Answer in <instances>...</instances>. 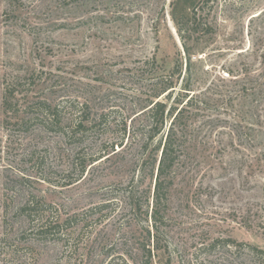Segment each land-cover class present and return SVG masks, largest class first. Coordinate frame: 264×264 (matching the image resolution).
Here are the masks:
<instances>
[{"label": "rangeland", "instance_id": "1", "mask_svg": "<svg viewBox=\"0 0 264 264\" xmlns=\"http://www.w3.org/2000/svg\"><path fill=\"white\" fill-rule=\"evenodd\" d=\"M170 78L192 99L155 236L147 109ZM250 247L264 0H0V264H264Z\"/></svg>", "mask_w": 264, "mask_h": 264}, {"label": "trees", "instance_id": "2", "mask_svg": "<svg viewBox=\"0 0 264 264\" xmlns=\"http://www.w3.org/2000/svg\"><path fill=\"white\" fill-rule=\"evenodd\" d=\"M182 38V36H181ZM180 71L179 66H175L173 72L176 73ZM184 82V78H183ZM174 81L172 78L168 79L167 82L162 87V90L155 98L164 95L165 102L162 101H151L149 103L147 113L149 114L152 126L150 128L149 136L147 142H154L153 147L151 148V153L148 158L149 165L151 168V175L154 178V185L152 188V208L150 214V220L152 226L155 229V236L158 235L157 224L161 223L164 219L165 209L168 202V193L173 185V179L175 173L178 169V162L182 154V148L184 146V127L183 125V113L192 99V96L189 97L191 87L188 82L183 84V88L172 98V94L175 91ZM10 96H13L10 93ZM189 97V98H188ZM188 100L186 101V99ZM47 114L52 115L54 112L50 110L49 106H46L44 111ZM169 120V127L166 129L165 136L162 135L164 128V123ZM185 124V128H186ZM79 129H85L81 124L78 125ZM161 134V135H160ZM139 210V203L131 194L130 198V208L133 210ZM31 207H23L21 211H28ZM148 211H145L147 214ZM148 233V239H150V233ZM154 237V236H153ZM252 250L259 253L260 256L264 257V251L258 250L255 247H250ZM147 256L150 259V249L148 248ZM256 256H259L256 254ZM169 264V263H168Z\"/></svg>", "mask_w": 264, "mask_h": 264}]
</instances>
